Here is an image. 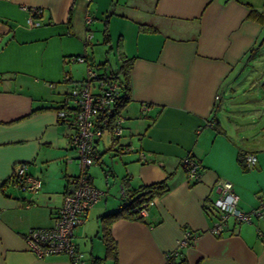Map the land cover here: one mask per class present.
<instances>
[{
    "label": "crops",
    "instance_id": "crops-1",
    "mask_svg": "<svg viewBox=\"0 0 264 264\" xmlns=\"http://www.w3.org/2000/svg\"><path fill=\"white\" fill-rule=\"evenodd\" d=\"M257 12L264 15V0H0V264H72L63 254L35 257L23 239L53 224L66 181L79 172L66 141L71 129L56 116L74 105L64 75L85 77L87 63L76 57L86 55L96 71L105 63L96 64L93 43L109 47L114 64L102 67L113 73L129 61L130 100L121 133L95 139L98 163L88 172L102 196L74 230L79 264L104 256L99 218L118 210L121 191L165 179L167 192L147 203L142 220L111 223L116 262L102 264H165L185 236L193 241L178 248L183 264H264L256 220H229L220 236L209 232L218 181L232 184L244 211L264 197V24ZM249 106L253 112L243 109ZM244 154L255 157L252 167ZM187 155L199 164L196 182L179 164ZM19 164L42 181L37 193L9 180ZM94 240L102 244L97 254ZM87 242L88 254L81 250Z\"/></svg>",
    "mask_w": 264,
    "mask_h": 264
},
{
    "label": "built area",
    "instance_id": "built-area-1",
    "mask_svg": "<svg viewBox=\"0 0 264 264\" xmlns=\"http://www.w3.org/2000/svg\"><path fill=\"white\" fill-rule=\"evenodd\" d=\"M31 15L41 14L37 8L29 9ZM91 35L87 36L89 41ZM80 63H87L86 55L76 57ZM86 77L80 82L71 81L68 75H64L63 82L68 85L67 95L72 99L73 107L69 111L57 112L58 118L67 121V126L71 129V134L67 138L68 145L76 153V161L79 173L68 179L67 186L63 192L61 206L54 213L53 224L48 228H31L24 235V243L27 252L41 259L52 255H66L72 264H79L83 258V253L78 251L73 242V233L77 225L84 221L86 212L100 199L102 193L92 187L87 177L88 169L97 162L98 154L95 152V139L103 133L110 132L113 136L121 133V123L125 119L124 115L117 117L115 126L111 130L104 128L107 122V113L112 109L115 101L118 100V85L109 75L106 69L99 73L87 63ZM218 97V96H217ZM217 97H215L217 99ZM142 113L148 110V105H142ZM103 114L104 116H102ZM102 116V122L97 125L96 120ZM180 166L185 170L187 179L196 182L200 177V167L194 158L187 155L179 160ZM246 166H253L256 162L253 155L243 157ZM11 182L15 186H21L28 193H37L42 187V181L27 174L23 165L12 167ZM218 194L211 203V208L217 212L216 222L209 232L220 236L227 222L232 220L237 224H251L256 220L257 236L264 239V197L256 207L249 211H244L238 207L239 198L233 190L232 184L227 181H218ZM122 197L124 192L121 191ZM29 208L32 204L25 203ZM148 205L141 206L140 215L145 217ZM193 241L192 236H185L180 241L178 248L187 247ZM178 248L165 255V264L171 257H178Z\"/></svg>",
    "mask_w": 264,
    "mask_h": 264
},
{
    "label": "trees",
    "instance_id": "trees-1",
    "mask_svg": "<svg viewBox=\"0 0 264 264\" xmlns=\"http://www.w3.org/2000/svg\"><path fill=\"white\" fill-rule=\"evenodd\" d=\"M255 18L257 19V22L259 21L260 24H264V15H262L260 12L256 13ZM107 37H108V35L106 33V30H105L104 41L107 40ZM129 64L130 63L128 60H122L121 64L119 65L120 67H119L118 73L117 72L113 73L108 66L102 67V66L106 65L105 63L102 66L100 65L101 67L99 69H97L99 73H102L106 69L107 75L110 76L112 81L117 83L118 90H119L118 91V93H119L118 100L115 101V104L112 107V109L106 114L108 119L106 122L107 124H106V126H104V128H106L107 130H111L112 126H115V121H116L117 117L120 115H123L122 110L128 104V101L130 100L129 78H128V76H129L128 70L130 67ZM89 66H92V65H89ZM70 108H71V106L68 107V105H62L58 108L57 112L69 111ZM101 115L104 116L103 114H101ZM102 116L98 117V119L96 120L97 125H99V123L102 122L101 121ZM58 119L63 124L67 125V123H66L67 121H65V119H63V118H58ZM209 122H212V121H209ZM96 151L97 150L95 148V152ZM245 156L246 155L244 154L242 157H240L241 161H243V157H245ZM96 163H98V159H97V162H95L93 165H95ZM87 174H88L87 177L89 179L90 184L92 185V187H94L92 184V181H91V177H89L88 171H87ZM70 177H72V176H70ZM68 179L66 181L65 187L67 186ZM166 180L167 179L162 180L160 182L151 183L148 185H140V186H137L138 188L133 189L129 193L125 192V195L121 198L122 202H121V205L119 206L117 211H114L111 213H106V214L100 216V218H99V220H100V223H99L100 235L98 237L100 238V240L102 241L103 246H104V248H103L104 249V256L101 259L98 258V260L97 259L92 260L93 264H101V262H103V260H106V259H109L113 262H116L115 259L117 256V248H116L117 244H116V241L113 239V237L111 236V233H110L111 223H113L114 221H116L118 219H122V218L133 219V220H142L143 217L140 215V212H139V210L141 209V206L145 203L150 202L154 197L156 198L158 196H162L163 194H165L167 192L168 188H167V181ZM95 189H97V188H95ZM167 264H183V261L179 260L177 258L171 257L169 259V261L167 262Z\"/></svg>",
    "mask_w": 264,
    "mask_h": 264
},
{
    "label": "rangeland",
    "instance_id": "rangeland-1",
    "mask_svg": "<svg viewBox=\"0 0 264 264\" xmlns=\"http://www.w3.org/2000/svg\"><path fill=\"white\" fill-rule=\"evenodd\" d=\"M93 43V42H92ZM93 48L92 49H94L93 51H94V56H95V62H96V64H98V63H103V62H105V64L106 63H110L111 64V66L114 64L113 62H114V60H112V56H111V54H109L110 52H109V47H104V46H102L101 44H97V43H93ZM107 57H109V61H107L106 62V59H107ZM245 74H247L246 72H245ZM82 76H85L86 77V71L84 72V75H83V72H82ZM246 76V75H245ZM84 77V78H85ZM242 77V76H241ZM244 77H242V79H243ZM252 106H249V107H245V108H243L245 111H247V110H250V112H253V109L251 108ZM238 109H240V110H242L241 108H238ZM234 115V114H233ZM237 121V120H236ZM249 121V120H248ZM249 122H251V121H249ZM77 162V161H76ZM94 166V165H93ZM92 167V166H91ZM88 246L86 247V248H83V249H81V250H83V251H85L87 254H88V252H89V248H91L90 247V243L89 242H87L86 243ZM93 244L95 245V247H94V249H95V251H93L94 252V254H97V251L99 252V249H101L102 248V244L98 241V240H94L93 241ZM98 247H100L99 249H98ZM88 250V251H87ZM102 264V263H101ZM103 264H107V263H103Z\"/></svg>",
    "mask_w": 264,
    "mask_h": 264
}]
</instances>
